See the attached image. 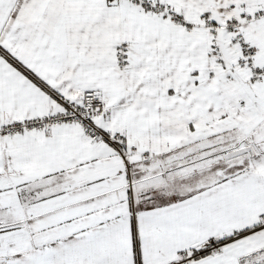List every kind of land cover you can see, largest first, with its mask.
Returning a JSON list of instances; mask_svg holds the SVG:
<instances>
[{
	"label": "snow or ice",
	"instance_id": "6c2138e0",
	"mask_svg": "<svg viewBox=\"0 0 264 264\" xmlns=\"http://www.w3.org/2000/svg\"><path fill=\"white\" fill-rule=\"evenodd\" d=\"M0 264H264V0H0Z\"/></svg>",
	"mask_w": 264,
	"mask_h": 264
}]
</instances>
